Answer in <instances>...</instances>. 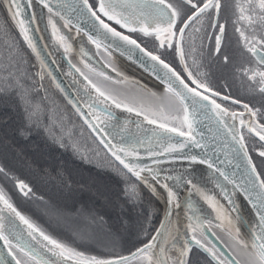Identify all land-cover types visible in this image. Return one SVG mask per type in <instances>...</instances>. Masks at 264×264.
Wrapping results in <instances>:
<instances>
[{
  "label": "snow or ice",
  "instance_id": "1",
  "mask_svg": "<svg viewBox=\"0 0 264 264\" xmlns=\"http://www.w3.org/2000/svg\"><path fill=\"white\" fill-rule=\"evenodd\" d=\"M45 7L48 8L49 13L53 15H59L58 12H54L53 8L49 5L48 0H41ZM9 11L12 13V18L16 20L17 17L22 15L20 11V4L17 0H7ZM83 4L87 10L91 12L92 16L99 21L101 28L105 31V34H110L113 41H122L125 45L133 46L127 49L129 52L139 50L145 58L150 71L166 85L164 92L165 98L168 103L161 104L157 108L145 107L143 104L139 108L135 106V100H130L127 97H122L114 90L103 88L99 83L93 82L87 76L85 79L91 85V88L96 92L95 104L105 105L102 110L104 119H100V115H95L94 119L97 120L96 124L86 121L88 126L95 131L100 127L101 123H105L114 119V115L111 111V107L123 108L125 111L132 113L135 112L138 116H143V119L148 124H156L159 129H163L165 133H175L178 136L185 137L184 142L178 143H160L159 150L154 151L151 143L147 148V154L150 158H153L155 164H159L161 161L157 159L160 156L172 155L177 150H182L187 147L188 142L200 146V142L195 139L193 133L195 132V113L199 109H205L207 112L214 114L218 122L228 131L232 136V139L236 141L238 147L234 149L237 156L241 157L246 162V171L248 172L247 184L244 193L245 198L252 204L258 217V223L249 226L250 239L245 240L240 237V229L236 228V236L234 237L235 243L241 249L247 252L248 259L246 264H264V176L257 171L256 165L252 162V158L248 153V148L244 142V137L234 131L235 124H230L226 117H231L232 120L237 118L236 112H229L227 108L221 107L212 96H218L220 93L213 91L207 83L202 82L197 76H194L185 60V42L186 38H190L195 33H200L204 30V21H208V28L212 29L215 33V52L221 54L222 41L226 38V23H221V9L223 7L222 0H98V8L94 10V6L89 4L88 0H83ZM97 11L101 13L108 21H114L116 25H119L121 29H126L128 33H142L145 37H154V43L158 50L162 49L163 52L157 54L153 51L146 50L141 47L136 39H133L131 35H125L121 31H118L115 27H112L109 23H106L104 19H101L97 15ZM236 23L244 22V24L235 27V32L238 33V42L242 44L243 48L250 53L256 62V67L241 68L240 72L247 76L248 80L254 84H257L258 91L264 94V0H236L235 3ZM49 23L52 25L53 34L56 35L58 30L55 22L50 18ZM17 26L19 27L21 35L28 43V46L33 52L39 56L35 45L32 43L28 32L29 29L25 26L24 19L17 20ZM59 40L64 41L63 36L57 37ZM93 43H96L97 48L100 47V43L89 36ZM119 46V45H118ZM70 45L65 47L67 52L70 49ZM171 50L172 53L178 55L180 63L184 65V71L187 73V77L181 75L176 71L169 63H167L162 55L167 54ZM224 61L227 63L229 57L225 54L223 56ZM5 60L7 63H5ZM18 64L14 61V56L6 57L4 60H0V92H6L10 89H21L23 85L18 77ZM87 67V65H86ZM115 71V69H113ZM79 71V70H78ZM96 76L103 78L105 81H109L112 78L107 76L106 73L98 71L94 68L90 69ZM83 75V73H81ZM186 81H190L186 82ZM195 85V87L190 86ZM203 89V92L199 91ZM210 92L211 96L204 93ZM152 96H156V93H152ZM224 99H228L227 96ZM208 103L205 104L204 102ZM239 103V101H234ZM208 105H211L210 109ZM244 109L250 114L252 118L257 116L258 110H254L249 107L248 104L243 105ZM90 114L97 113V108L93 105L89 106ZM240 125L245 126V120L243 119V113H240ZM162 121V122H158ZM169 121L178 122V126H169ZM128 121L125 122L127 124ZM255 124V120L251 124L247 125L250 133H255L260 141H264V124L252 126ZM139 128L140 125L137 124ZM257 127L259 131H257ZM187 129L184 131L182 129ZM103 131L104 129H100ZM155 135V132H154ZM123 139V137H121ZM171 137H169V140ZM111 152L116 160L123 165V168L127 172L134 175L137 179H142L153 192L156 188L149 182L148 177H142L141 174L147 172L151 180L156 181L166 190L167 193V207L165 214L167 217V223L161 221L159 228H156L155 234L143 243L141 247H138L134 252L129 255H115L110 258H105L97 255H86L82 251L68 246L67 244L59 241L58 239L46 234L39 226L34 224L29 218L22 215L10 200L6 197L5 192L0 188V204H3L4 208L8 209L10 213H13L19 220L27 226L28 235L35 240L41 247L47 248L48 252L52 253L54 257L59 258L61 264L64 262H72V264H132L133 260L140 261L141 264H166V254L172 248L177 247L178 237L173 235L171 242L168 240V234H170L171 217L173 215V205L176 209L180 208L179 194L168 186L167 183H161L158 178V169L150 168L148 165H141L135 163L141 159L138 150L137 143H130L127 146L123 143L112 144L110 141L105 142L103 139L100 141ZM139 144H143V141H139ZM264 148V145L261 146ZM259 156L264 157V150L259 151ZM131 158V159H128ZM193 162L197 161V157L192 155L189 157ZM200 163H207L211 168L213 164L208 160H200ZM219 171V170H218ZM4 169L0 168V173H3ZM221 175H225L223 172ZM228 177L225 175V179ZM167 179V178H165ZM187 184L190 185L189 197L185 203L191 210L193 207V191H198L196 185L192 183V180H188ZM17 187L23 192L25 196L31 193V188L23 181L17 182ZM237 187H241L237 185ZM204 198L209 201L210 204L215 207L213 198L207 194H203ZM235 210V206H233ZM3 208H0V241L4 242V246L8 249V255L12 256L15 264H23V261L18 259L14 253V249H18L25 256H28L34 261V264H55L54 261L39 255L36 251L32 250L31 245L26 250L22 243H13L16 238L15 234H5V227L2 223L3 220ZM178 215V213H177ZM241 223L247 224L244 218H240ZM192 217H189V223L187 226L188 231L196 232L197 227L201 225H193ZM231 222V221H230ZM177 231L179 228L177 227ZM37 234L41 239H38ZM203 234V233H202ZM191 239L195 241L196 245H199L205 252H208L213 260H217L219 264H240V261H234L225 257V260H220L218 256V250L215 246L208 247L197 239L195 235L191 236ZM44 242H47L46 244ZM50 246V247H49ZM191 251V245L188 240L184 241L183 246L179 249L178 253L174 257H167L171 259V264H188L187 256ZM220 255H223L220 253ZM0 264H9L7 260L0 257Z\"/></svg>",
  "mask_w": 264,
  "mask_h": 264
},
{
  "label": "water",
  "instance_id": "2",
  "mask_svg": "<svg viewBox=\"0 0 264 264\" xmlns=\"http://www.w3.org/2000/svg\"><path fill=\"white\" fill-rule=\"evenodd\" d=\"M48 2L54 12H58L59 15L49 13L48 8L45 7L41 0H17V3L20 4L22 15L17 17L16 20L12 18L19 33L17 20L24 19L25 26L29 29L28 35L37 52H39V56L28 46L21 33L20 35L39 69L43 71L54 90L64 101V104L72 110L89 132V135L93 137L96 143L102 147L104 153L116 164L127 172L123 165L100 142L101 139L106 143L110 141L112 144L123 143L126 146L130 143H137L141 159L134 162L158 169V178L161 183H167L170 188L179 194L180 208L176 209L173 205L170 234H168L169 242H171L173 235L178 237L177 247L170 249L166 254V264H171V259H167V257H174L183 246L185 240H188L190 245H195L196 250L206 253L203 248L196 245L195 241L191 239L194 234L187 229L189 217H192L191 222L194 226L201 225L197 229L198 235H203V241H209L224 257L231 259L230 253L222 248V244L216 240V236L212 235L210 227L205 221L218 223V229H226V235L234 242L236 228L240 229L241 239L249 240V226L258 223V217L252 204L245 198L243 189L248 187V172L246 171V162L237 156L234 151L238 147L236 141L218 122L215 115L205 109H199L194 117L196 122L193 135L200 142V146L198 147L188 142L187 147L182 150H177L172 155L158 157L157 159L161 161L159 164H155L153 158H150L147 154V148L150 143L153 150L157 151L160 143L184 142L185 137L178 136L175 133H165L156 124H148L142 115L138 116L135 112L129 113L123 108L117 109L114 105L111 107L114 119L101 123L100 127L93 131L86 121L96 124L95 115H100V119L103 120L102 110L105 105L94 103L96 101V92L88 84V80L80 76V72L95 75L90 71V69L94 68L106 73L107 76L112 75V81L133 85H137L138 80L125 79V72H138L142 78L162 89H165L166 85L150 71L147 58L138 49L129 52L127 49L133 46L125 45L122 41L114 42L110 34H105L99 21L92 16L91 12L83 4V0H48ZM0 5L3 12L10 14L12 17L7 0H0ZM50 18L56 24L58 30L56 35L53 34L52 25L49 23ZM58 36H63L65 38L64 41L59 40ZM89 36L100 43L99 48H97L96 43H93V40L89 39ZM67 45L71 47L66 52L65 47ZM192 87L195 86L192 85ZM204 103L207 104L208 102L205 101ZM141 104L143 103L135 101L137 108ZM90 105L97 108V113L90 114ZM143 105L153 109L157 108L147 104ZM208 107L210 109L211 105H208ZM243 114V117L249 118L248 112L244 107ZM238 117H240L239 114H237ZM225 119L230 124H235L234 131L239 135L236 119L232 120L231 117H226ZM126 121H128L127 124H125ZM158 122L162 121L158 119ZM137 124L140 125L139 128ZM169 126H178V122L169 121ZM101 128L104 130L101 131ZM182 130L187 131L186 128ZM169 137H171L170 140ZM256 137L259 140V137ZM139 141H143V144H139ZM262 142L264 143V141ZM192 155L197 157L196 162L189 158ZM200 160L211 161L213 167L210 168L207 163H200ZM221 172L228 178L225 179V175H221ZM127 173L138 181V184L148 189V185L142 179H137L131 173ZM141 176L148 177L149 182L156 188V191L153 192L149 187V195H158L162 202L161 215L156 226V228H159L161 221L167 223L165 214L167 207L166 190L160 184H157L156 181L151 180L147 172L142 173ZM188 180H192V183L198 189V191H193L192 193L193 207L191 210L185 203L189 197L191 187L187 184ZM237 185L241 187H237ZM202 193L213 198L215 207L204 198ZM233 206H235V210H233ZM0 208H3L2 216L4 218L2 223L5 227V234H15L16 238L13 243H22L26 250L31 245L32 250L39 255L54 261L55 264H61L59 258L54 257L52 253L48 252L47 248L41 247L28 235L27 226L19 218L4 208L3 204H0ZM241 217L247 221V224L241 223ZM177 227L179 231H177ZM153 234H155V231ZM37 237L42 240L39 236ZM44 243L46 244L47 242ZM16 252L20 251L14 249L15 255ZM0 257L7 260L9 264H15L12 256L8 255V249L4 246L3 241H0ZM26 257L30 259L28 256ZM64 264H72V262H64Z\"/></svg>",
  "mask_w": 264,
  "mask_h": 264
},
{
  "label": "rangeland",
  "instance_id": "3",
  "mask_svg": "<svg viewBox=\"0 0 264 264\" xmlns=\"http://www.w3.org/2000/svg\"><path fill=\"white\" fill-rule=\"evenodd\" d=\"M92 1L98 5V0ZM189 51L190 56L187 55V58L190 59L191 57V59L188 61L185 57V60L190 70L194 76L207 83L212 90L222 92L223 89L227 90L230 83L229 78L233 82L238 83L232 72L233 64L237 63L232 62L234 60L232 56L231 60H228L226 64L223 59L226 54L224 48L221 49V54L216 53L215 57H211L209 54H201L200 46L197 40L193 38V46ZM167 54L173 60L169 56L172 52ZM9 56H14V61L19 66L18 77L23 87L0 92V100H8L7 102L0 101V105L8 109L6 113L0 107V142L9 145L6 149L10 150L9 153L12 159L22 161L35 172L46 173L53 171L55 173H50L54 177L59 178V182L56 181V184L60 187L66 185L62 192H54V195L50 196L41 189L34 191L28 181L22 180L32 189L33 193L35 192V197H31L32 204L29 203L33 206L32 209H36V212L50 223V225H45L43 228L49 227V230L57 236V229H60L59 232L64 236L72 237L73 239L80 237L82 243L77 244V247H74L73 243L68 244L65 242V244L77 251L84 252L86 255H97L105 258L125 255L147 242L150 232L161 215L162 202L159 196L149 195V186L148 189L146 188L148 192L143 188L140 191L131 179H129L131 182H125V187L119 184L118 188L116 185H110L105 188L106 184L101 181V178L95 175V178H93L92 175H89L87 179L77 171H85L86 175H88L93 173L92 170L112 172L115 169L111 160L103 153L87 130L62 104L59 96L52 91L46 75L41 69L39 72V67L27 49L11 15L7 16V13L3 12L0 5V60H4ZM5 63H7L6 60ZM181 65L184 69V65ZM176 67L178 68L177 65ZM80 76L84 78L87 76L93 82L99 83L103 88L114 90L122 97H127L130 100L134 99L136 102L154 107L168 103L163 89L153 85L135 72H125V79L138 80L137 85L115 82L112 79L105 81L103 78L93 74L83 73L81 75V72ZM109 77L112 78V75ZM240 86L244 89L250 88V85L245 83L240 84ZM230 90L228 89L227 92H230ZM152 93H156V96H152ZM259 94L258 88L254 85L253 97L259 99ZM21 99L23 101L22 106L15 111L13 109L15 108L14 102L17 101L18 106ZM20 110L21 113H19ZM32 126H39L45 138L54 137L58 139L56 142L59 146H66L65 142L74 140H79L83 143V139L86 151L77 148V155H85L82 160L87 164L90 162L92 169L87 168L85 170L79 164L73 165L74 167L69 166L65 164L66 160L58 157L48 160L52 167H48L45 163H39L36 155L41 156L39 150H42V147L36 141L28 140L25 141L26 145H22L17 143L12 137L17 134L24 138L22 133H25L28 127ZM247 134L250 135L249 133ZM248 143L250 144V150H261V147L251 137L248 138ZM10 147L13 150L9 149ZM70 150L72 153L71 148ZM77 155L73 154L76 160L79 159ZM258 162L264 172L263 161L258 160ZM116 172L120 175L118 170ZM3 177L8 180L9 188L15 193V201L18 198L24 199L29 196L16 193L19 187H17L18 181L14 178L8 177L6 174H3ZM90 178L96 181V185L101 182V187L97 188L95 184L93 185ZM0 188L3 191L6 190L1 182ZM130 192L132 194L139 192V194L129 203H124V195L127 196ZM5 194L9 199L8 190ZM40 195L44 196L45 199L41 200L39 198ZM99 200L101 201L99 202ZM124 204L129 207L126 209ZM16 209L30 219V216L25 211L26 209L23 207H17ZM124 213L125 219L123 218ZM212 229L218 234H215L218 238L222 232L226 231V229H218V223L212 225ZM231 250L240 254V249L232 243ZM189 254L198 258H206L204 260L206 264H216L214 260L209 258L211 255L205 253L202 255L196 249L191 248ZM133 262L141 264L137 260H133L132 264H134Z\"/></svg>",
  "mask_w": 264,
  "mask_h": 264
},
{
  "label": "flooded vegetation",
  "instance_id": "4",
  "mask_svg": "<svg viewBox=\"0 0 264 264\" xmlns=\"http://www.w3.org/2000/svg\"><path fill=\"white\" fill-rule=\"evenodd\" d=\"M89 4H92L94 6V10H97L98 5L96 4V2H91V0H88ZM235 3L236 0H222V9H221V18H220V22L221 23H226V38L224 41H222V46L221 49L224 48V51L226 52V55L229 57V60H231L232 56L235 60L232 61L233 63H237V64H233V68H232V72L234 73L238 83L233 82L231 80V78H229V88L231 89L230 92H227L226 89H223L222 91H215L220 93V95L218 96H212L217 103H219L222 107L227 108L228 110L231 111H236L237 114L243 113V106L237 105L235 104L234 101H239L240 104H248L249 107H251L254 110H258L257 112V116L255 118H252L249 115V118L247 117H243V119L245 120V126H241L240 125V117L237 118L238 124H239V130H240V134L243 135L244 137V142L248 148V153L252 158V162L256 165L257 171L261 173L262 176H264V172L261 168L259 161H263L264 163V157H260L259 156V151H254V150H250V144L248 143V138H252L260 147L262 145H264V143L260 140L257 139V135L253 132L250 133L248 131L247 125L251 124L253 122V120H255V124H253L252 126H257L259 124H264V94L260 93L259 94V99L253 97V86L255 85L256 88H258L259 86L257 84H254L252 82H250L247 78V76H244L241 72L240 69L241 68H245V67H256V62H255V58L248 53L242 46L241 43L238 42V33L235 32V27L244 24V22H239V25L236 23V14H235ZM97 15H99L102 19L105 20V22L109 23L112 27H115L118 31H121L122 33H124L125 35H131L133 39H136L137 42L144 47L147 50L153 51L157 54H160L163 52L162 49L158 50L156 48V45L154 43V37H145L142 33H128L126 29H121L119 27V25H116L114 21H108L106 17H104L101 13H99L97 11ZM214 35L215 33L213 32L212 29L208 28V21L205 20L204 21V30H202L200 33H195L192 35V37L190 38H186V42H185V57L187 58V55H189L190 53V48L193 46V38H195L198 42V45L200 46V50H201V54H209L211 55V57H215L216 52H215V39H214ZM162 51V52H161ZM169 52H171V50H169ZM236 52V54H235ZM168 55V54H167ZM166 54L162 55V58L169 63L172 67H174L176 69V71L180 72L182 76H186L187 75H183V71L182 68L183 66L180 63V58L178 55H175L174 53H172L171 55H169L170 57L173 58V60H171ZM190 56V55H189ZM166 58L170 61H172L173 63H170L166 60ZM188 61L191 59L187 58ZM192 61V60H191ZM228 63V62H227ZM226 63V64H227ZM178 66V68L176 67V65ZM239 64V65H238ZM245 83L246 85H250V88L248 89H244L242 86H240V84ZM203 92V89H200ZM205 94L211 96L210 92H206ZM227 96L228 99H224V97ZM257 131H259V128L257 127ZM247 133H249L250 135H248ZM68 146V148L72 149V153L77 155V148L78 146L76 145V141H67L65 142ZM261 150H264V148L261 147ZM69 154L72 155L71 157H74L73 154L70 151H65V155ZM71 153V154H70ZM78 157H81V155H77ZM12 178H14V176H11ZM32 187V186H31ZM35 192H32L31 189V193H29V196L25 197V201H27L28 203L32 204L31 202V197H35ZM15 194L14 193H10V198L13 202V204L15 206L18 207H23L20 203V200L17 199L15 201ZM39 198L41 200H44L45 197L44 196H39ZM41 226L44 227V225L40 222H38ZM211 228V227H210ZM212 229V228H211ZM212 231L217 234L213 229ZM218 235V234H217ZM59 239H61L63 242H66L68 244H72L74 247H77V244L82 243L81 239H67V238H62L59 236H56ZM219 240L224 244V246L226 247V249L228 250V252L235 258L236 261H240V264H246V261L248 259L247 256V252L243 249H241L239 246L236 245V243L229 238L226 235V231L222 232L219 235ZM231 243L234 244L236 247H238L240 249V254H237L234 252V250H231ZM204 260H206V258L202 257V258H198L195 256H189L188 257V263L189 264H206L204 262ZM246 260V261H245Z\"/></svg>",
  "mask_w": 264,
  "mask_h": 264
},
{
  "label": "trees",
  "instance_id": "5",
  "mask_svg": "<svg viewBox=\"0 0 264 264\" xmlns=\"http://www.w3.org/2000/svg\"><path fill=\"white\" fill-rule=\"evenodd\" d=\"M10 14H7V16H9ZM166 60L170 63H173L172 61L168 60L166 58ZM2 101V100H0ZM8 101V100H7ZM7 101H2V102H7ZM17 101L14 102V105H15V108H12L17 111V109H19L21 106H22V99L20 100V103L19 105L17 106ZM0 107H2L6 113L8 112L4 106L0 105ZM19 113H21V110L19 111ZM32 132V133H31ZM23 134V137L24 138H21L19 135L17 134H14L12 137L13 139H15V141L19 144H22V145H26L25 144V141H28V140H34L38 143V145H40L42 147V150H39V153H41V156H38V162L39 163H45L48 165V167H52V164L51 163H48V160L49 159H53V158H62L65 161V164H68L69 166H75L77 164H79L82 168H84L85 170H87V168H91L92 169V165H90V162H88L89 164L85 163L82 158L83 156L79 157V160H76L74 157H71L72 155H69L66 153L65 155V151H70V148H68L67 144L66 146H59L57 144V140L56 138L52 137V138H45L43 136V131L42 129L39 127V126H32V127H28V129L25 131V133H22ZM56 139V140H55ZM76 141V145L78 146V148L86 151V147H85V142L84 140L82 139L83 143L79 140H74ZM9 145H7L6 143L5 144H2L0 142V165H1V168H3L7 173H11V174H15L17 175L18 177H20V179L22 180H26L29 182V184L32 186V189L35 191L37 189H41L43 191H45L46 193H48L50 196H53L54 192H62L64 190V187L66 186H58V184H56V181L59 182V178L57 177H54L50 172H53V171H49V172H46V173H39L38 171H33L30 167H28L27 165H25L22 161H19V160H14L12 159V157L10 156V153L8 149H6V147H8ZM100 147V146H99ZM101 148V147H100ZM9 149H12L11 147ZM64 151H62V150ZM13 150V149H12ZM101 150H103L101 148ZM104 151V150H103ZM71 154V153H70ZM73 166V167H74ZM115 169V172H110L105 170V171H100V172H97V170H92V174H88L86 175L85 171H82V170H77L80 174H82L84 177H86L87 179L89 178V175H92L93 178H95V176L101 178L102 182H104L106 185H105V188L109 187L110 185H116L117 188L120 185L124 186L125 187V182L129 181L131 182L129 179V177L127 175H125L119 168L117 167H114ZM116 170H118L120 172V175L117 174ZM55 173V172H53ZM113 176H112V175ZM95 175V176H94ZM2 179V182L5 186V188L13 193V191L9 188V182L6 178L4 177H1ZM92 184L96 185V181H94V179L90 178ZM137 185V184H136ZM97 188H100L101 187V182L100 183H97ZM137 187L139 188V190L141 191V187L139 185H137ZM139 191V192H140ZM138 193H129L127 196L124 195V203H129L130 201L133 200V195H136L139 194ZM101 200H99L100 202ZM20 203L22 206H27L29 208V212L32 210V213L37 217V218H42L44 219L40 214H38L36 212V209H32L33 206L32 205H27L26 202L20 200ZM124 207L127 209L129 206H126L124 204ZM125 211V210H124ZM127 213V212H126ZM44 214V213H43ZM123 218L125 219V213L123 214ZM135 264V262H133Z\"/></svg>",
  "mask_w": 264,
  "mask_h": 264
},
{
  "label": "bare ground",
  "instance_id": "6",
  "mask_svg": "<svg viewBox=\"0 0 264 264\" xmlns=\"http://www.w3.org/2000/svg\"><path fill=\"white\" fill-rule=\"evenodd\" d=\"M136 74L140 75L138 72H135ZM141 76V75H140ZM100 146V145H99ZM102 148V147H101Z\"/></svg>",
  "mask_w": 264,
  "mask_h": 264
}]
</instances>
